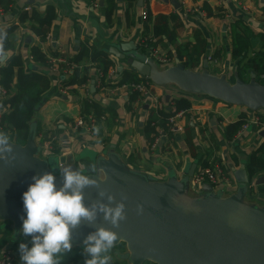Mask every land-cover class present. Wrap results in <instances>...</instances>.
<instances>
[{
  "label": "crops",
  "instance_id": "1",
  "mask_svg": "<svg viewBox=\"0 0 264 264\" xmlns=\"http://www.w3.org/2000/svg\"><path fill=\"white\" fill-rule=\"evenodd\" d=\"M176 1L178 6L165 0H135L128 6L127 0H115L108 14L106 0H11L8 9L0 8V33L10 29L9 45L0 51V67L16 56L25 71L37 70L49 77V86L41 95L37 110L30 119V124L36 129V141L42 146L48 143L52 147L50 150H41V154L55 153L54 158L65 157V167L85 171L92 165V158L96 155L115 153L130 170L156 181H165L172 173L182 178L194 173L203 161H211L219 163L231 177L232 182L225 185L222 195L235 191L238 183L234 170L244 165L247 171L251 152L264 144V129L249 126L241 134L237 135L236 132L230 137L228 127L247 118L251 111L206 95L187 93L173 84H154L143 99L132 100L124 91H106L109 86L100 88L95 85L96 70L100 67L91 59L93 50L105 51L113 61L114 67H110L106 73L112 71L114 77L120 78L126 69L137 73L124 60L108 53L111 45L127 41L140 46L144 39L151 43L162 39L164 48L160 42L153 49L145 48V53L153 60L154 51L165 55L167 49L174 52L180 45L187 44L190 47L199 44L204 46L205 51L199 56L196 69L201 70L204 59H207V69L211 73L225 74L231 81L239 75L237 67L241 64L232 56V22L239 21L253 32L249 38L247 56L263 50L264 43L258 35L264 33V0ZM49 6L54 8L50 31L47 33L49 38L41 39L36 31L37 22L31 18L32 11L43 16ZM147 11L151 18L145 22L144 13ZM23 12H27L29 17L21 19ZM159 14L168 17V30L175 33L172 42L165 37L162 26L157 23L156 15ZM34 47L39 48L46 58L65 60H72L82 47L86 48V54L74 63L81 75L89 76L88 92L81 88V84L61 87L60 79H65L68 74L63 70H60V74L52 73L46 66L35 62L31 56ZM175 59L178 58H172L171 62L160 67L173 64ZM183 60H186L185 56ZM251 72L247 70L243 74L250 78ZM16 81L15 69L10 89L5 98L0 99V120L10 109L6 101L16 92ZM180 97H187L190 107L177 118L171 135L163 136L156 150H151L149 145L153 139L150 141L149 138L152 132L145 131L150 109L156 100L168 106L169 100ZM86 100L94 103L104 117L96 135L73 128L75 117L84 111L93 110L83 107ZM0 133H5L15 141V132L8 123L0 124ZM84 149L94 154H86ZM38 155L42 158L40 153ZM201 187L195 190L189 186V190L181 196V202L187 209L193 208L192 201L201 195ZM244 204L264 207V170L250 177ZM20 243L31 247L29 236H24L22 232L14 235L12 224L0 219V252L7 249L20 252ZM116 260L123 261L121 258Z\"/></svg>",
  "mask_w": 264,
  "mask_h": 264
},
{
  "label": "water",
  "instance_id": "2",
  "mask_svg": "<svg viewBox=\"0 0 264 264\" xmlns=\"http://www.w3.org/2000/svg\"><path fill=\"white\" fill-rule=\"evenodd\" d=\"M165 1L178 6L176 0ZM108 53L157 85L173 84L187 93L252 111L264 110V84L256 80L254 72L248 81L239 75L231 81L225 74L211 73L207 59L201 70L190 69L178 59L160 67L133 41L111 45ZM35 135L31 124L24 143L9 138L13 153L7 161L0 160V219L12 224L14 235L22 232V217H26L23 193L34 182L32 177L52 172L57 187L63 182L60 170L65 167V157L41 158ZM84 173L97 179L100 188L115 195L117 201L127 197V218L113 228L102 214L98 215L95 226L83 224L73 232L72 247L83 245L95 227L103 226L118 233L114 247L125 245L124 259L129 264H264V207L244 204L251 177L244 165L234 170L238 185L233 193L223 196L204 183L201 195L192 201V209L181 202L189 190L192 172L182 178L172 173L167 180L156 181L130 170L117 154L109 153L93 157ZM84 191L86 204L99 199L98 189ZM138 205L143 206L142 213H138Z\"/></svg>",
  "mask_w": 264,
  "mask_h": 264
},
{
  "label": "trees",
  "instance_id": "3",
  "mask_svg": "<svg viewBox=\"0 0 264 264\" xmlns=\"http://www.w3.org/2000/svg\"><path fill=\"white\" fill-rule=\"evenodd\" d=\"M134 1L135 0H127L128 6H131ZM114 2L115 0H106L107 14ZM10 5L11 0H0L1 9L6 10L10 7ZM53 15L54 8L52 6L47 7L43 16H40L35 11H32V17H30L36 20V31L41 39H44L47 36V33H49ZM27 16L29 17V14H27V12H23L21 13L20 18L25 19ZM126 16L128 18V14ZM150 18V12L147 11L144 19L145 22L149 21ZM167 19L168 17L163 14L156 15L157 23L162 26L165 37L168 38L170 42H172L174 40L173 35L175 33L168 30ZM230 28L232 56L233 58L238 59L241 63H239L240 65L237 67V73L239 74L240 78L244 81H248V76H245L243 72L246 73L247 70H252L255 73L256 80L261 84H264V48L261 51H254L251 56H247L249 38L253 35V32L239 21L232 22ZM9 32L10 29L0 33V51L9 45ZM258 36L263 40L264 43V33L259 34ZM157 42L162 43V46L164 45L162 39ZM157 42L151 43L147 41V39H144L141 42L139 48L145 52V48H155V44H157ZM204 51V46L201 47L199 44L192 45L190 47L187 44H184L177 46L174 52H171L169 49H167V53L165 55L170 60V62L172 58L177 57L186 67L197 70L196 68L199 63V56ZM86 52V48L82 47L79 50L77 56L72 60L70 59V61L77 62L84 54H86ZM31 56L35 62L41 63L44 66H48L49 62L45 54L40 51L39 48L34 47L31 51ZM183 56L186 57V60H183ZM194 56H196V58H194ZM244 58L246 60L243 63ZM91 59L92 61L98 63V66L100 67L104 76L110 67H114L113 61L108 57L105 51L93 50ZM155 62L157 63V61ZM64 67H66L65 64L59 65L60 70H63ZM15 69L17 70V81L15 84L16 92L7 99L6 102L9 104L10 109L7 113L2 115L0 124L2 125L8 123L15 132L14 140L18 143H24L31 125V116L35 111V107L37 106L41 95L49 86V77L46 73H39L37 70L25 71L20 59L16 56H13L7 60L3 66L0 67V85L6 89V92L10 89L12 75L15 72ZM144 78L145 77L139 76L136 72L126 69L122 71L119 83L140 82ZM88 79L89 76L87 74L81 75L78 67L76 66L68 73V76L65 79L60 80V85L61 87H71L73 84H83L87 82ZM107 85L108 83L104 80V77H102L99 82V86L105 87ZM128 94L131 100L140 98V95L135 91H131ZM87 103H83V107H87V109H93L95 114L98 116L102 115V111L94 106V103L91 101H87ZM167 105L168 106H166V108L150 109L148 120L145 125V131L147 133L152 132L149 138L150 141L153 139L155 134H157V130L159 128L163 133H165V135H171L172 129L167 124L168 118L176 112L188 109L190 107V102L187 97H180L169 100ZM86 112H89V110L84 111V113ZM242 123L243 119H240L236 123L229 125L228 135L231 137L233 134H235ZM187 139L190 142L189 134ZM246 169L249 176H253L257 172L264 170V144L251 152ZM121 245H123V243H120L115 247H119ZM85 259L86 257L83 253V248L76 246L72 247V250L63 256L61 264H84ZM111 264L127 263L126 261L120 262L113 258L111 259Z\"/></svg>",
  "mask_w": 264,
  "mask_h": 264
},
{
  "label": "clouds",
  "instance_id": "4",
  "mask_svg": "<svg viewBox=\"0 0 264 264\" xmlns=\"http://www.w3.org/2000/svg\"><path fill=\"white\" fill-rule=\"evenodd\" d=\"M12 153L8 136L0 133V160L7 161ZM60 172L63 178L60 187L55 183V175L45 172L33 176L34 182L23 193L26 217H22V234L31 237V247L20 243L22 264H61L63 256L72 250L73 232L81 225L95 226L102 214L105 221L118 228L127 218L126 196L117 201L115 195L101 189L100 182L83 169L66 166ZM93 187L98 189L99 199L86 204L84 190ZM137 211L142 213L143 206L138 205ZM95 229L83 241L84 264H110V252L119 239L118 233L103 226Z\"/></svg>",
  "mask_w": 264,
  "mask_h": 264
},
{
  "label": "built area",
  "instance_id": "5",
  "mask_svg": "<svg viewBox=\"0 0 264 264\" xmlns=\"http://www.w3.org/2000/svg\"><path fill=\"white\" fill-rule=\"evenodd\" d=\"M146 16V13H144V17ZM46 38H49V35L47 34ZM152 56L155 61L160 66H165L167 63L170 62V60L163 54H160L156 51L152 53ZM49 64L46 66L52 73L55 74H60V69L59 65L60 64H65L66 67H64L63 72L64 73H69L74 67H76L75 63L70 61V60H65L63 58H53L49 57L47 58ZM66 74V75H67ZM104 77V80L108 83L107 86H105L106 91H115V90H121L126 92L127 94L130 93L131 91H135L140 95V98L138 99H143L148 93L149 89L153 83L149 78L145 77L143 80L140 82H120V77L113 76L112 71L109 73H106L104 76L101 69L99 68L96 70V78H95V85L99 86V82L101 78ZM119 78V79H118ZM61 78L60 80H62ZM88 82V81H87ZM87 82L81 84V88L85 91L88 92V85ZM104 88V87H100ZM6 95V89L0 85V99H4ZM87 95V94H86ZM153 108H166V103H163L161 100H156L153 104ZM186 110H182L179 112H176L172 114L167 121V124L170 126V128H173V125L175 124L177 118L181 117V115L184 114ZM251 111V115H249L247 118L243 120V123L241 124L240 128L237 131V135L241 134L244 130H246L249 126L257 127V128H262L264 129V110H256V111ZM104 117L103 115H96L93 110H90L89 112L79 114L77 117H75L72 121L73 128L76 130H83L87 132L88 134L96 135L98 131V126L100 123H102ZM165 136V133L162 132V130L159 128L157 130V134L153 137V140L151 141L149 148L151 150H156L159 141H161V138ZM45 149H52L51 145L48 143H45L43 146L40 144V155H41V150ZM205 163V164H204ZM231 177L225 173L223 168L220 166L219 163L215 162H204L199 165L197 170L192 174L191 179H190V186L192 189L197 190L202 184L208 183L211 185L212 189L214 191H220L225 192V185L230 184ZM0 264H22L21 259H20V252H17L16 250L13 249H7L6 251H1L0 252ZM111 264V262H110ZM129 264V263H127Z\"/></svg>",
  "mask_w": 264,
  "mask_h": 264
},
{
  "label": "rangeland",
  "instance_id": "6",
  "mask_svg": "<svg viewBox=\"0 0 264 264\" xmlns=\"http://www.w3.org/2000/svg\"><path fill=\"white\" fill-rule=\"evenodd\" d=\"M84 151V153H89V154H94L93 152H91L90 150H88V149H84L83 150ZM41 156H42V158H45V159H51V158H53L54 156H56L55 155V153L54 154H44V153H42L41 154ZM173 172V171H172ZM227 193V192H226ZM179 201V200H178ZM81 248H83V245H81L80 246ZM125 253H127V251H126V248H125V245L123 244V245H121V246H119V247H113L112 248V250H111V252H110V255H111V257H112V259L113 258H116V259H123V261H126V259H124V254ZM121 262V261H120ZM126 263H128L127 261H126ZM80 264V263H79ZM143 264H152V263H149V262H145V263H143Z\"/></svg>",
  "mask_w": 264,
  "mask_h": 264
},
{
  "label": "bare ground",
  "instance_id": "7",
  "mask_svg": "<svg viewBox=\"0 0 264 264\" xmlns=\"http://www.w3.org/2000/svg\"><path fill=\"white\" fill-rule=\"evenodd\" d=\"M186 199V198H185ZM187 200V199H186ZM189 200V199H188ZM183 203V202H182ZM188 203V202H187ZM190 204V203H189Z\"/></svg>",
  "mask_w": 264,
  "mask_h": 264
}]
</instances>
